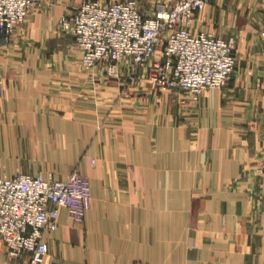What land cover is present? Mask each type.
I'll return each instance as SVG.
<instances>
[{"label": "crops", "instance_id": "crops-1", "mask_svg": "<svg viewBox=\"0 0 264 264\" xmlns=\"http://www.w3.org/2000/svg\"><path fill=\"white\" fill-rule=\"evenodd\" d=\"M84 1L40 0L0 44V178L77 170L92 186L82 225L62 209L44 264H264V0H212L199 15L197 31L237 37L239 59L198 105L147 75L125 88L86 73L58 30ZM0 264L25 260L9 263L0 240Z\"/></svg>", "mask_w": 264, "mask_h": 264}, {"label": "built area", "instance_id": "built-area-1", "mask_svg": "<svg viewBox=\"0 0 264 264\" xmlns=\"http://www.w3.org/2000/svg\"><path fill=\"white\" fill-rule=\"evenodd\" d=\"M212 0L157 3L148 14L138 0H85L58 30L73 36L86 71L127 74L138 85L147 75L153 87L178 90L198 105L207 89H223L238 64L237 43L197 31L198 16ZM40 0H0V44L9 45ZM3 81L0 79V98ZM153 89V88H152ZM92 207L90 179L74 170L67 179L17 174L0 178V240L7 261L44 264L46 238L59 227L62 209L82 225Z\"/></svg>", "mask_w": 264, "mask_h": 264}, {"label": "rangeland", "instance_id": "rangeland-1", "mask_svg": "<svg viewBox=\"0 0 264 264\" xmlns=\"http://www.w3.org/2000/svg\"><path fill=\"white\" fill-rule=\"evenodd\" d=\"M139 1V3H140V6L145 10V12L147 13V10L146 9H150V7H153V10H154V8H155V6L157 5V4H155V5H148L147 3H144V2H141V0H138ZM212 3V2H211ZM161 4H166V5H171V4H168V3H161ZM204 12V11H203ZM202 12V13H203ZM201 13V14H202ZM149 14V13H148ZM200 14V15H201ZM199 17V16H198ZM198 19V18H197ZM216 37H218V36H216ZM262 37H263V39H264V31L262 32ZM223 38V37H222ZM230 38H233L235 41H236V43H237V37L236 36H233V37H230ZM226 39H229V38H226ZM81 53V52H80ZM236 54H237V52H236ZM238 57V56H237ZM239 59V58H238ZM80 62H81V55H80ZM238 65V64H237ZM81 66H82V68H83V70L86 72V73H89V74H91L93 71H91V72H88V71H86V69L83 67V65H82V63H81ZM114 77H116V76H114ZM119 78H120V76H119ZM149 79V78H148ZM121 80H122V82H124L123 83V86L125 87V88H129L128 86H134V85H132V84H130V83H127V74H123L122 76H121ZM149 81H150V79H149ZM150 84H151V88H153L152 90H154V91H163V90H161V89H157V88H155V86L153 87V84H152V82L150 81Z\"/></svg>", "mask_w": 264, "mask_h": 264}]
</instances>
